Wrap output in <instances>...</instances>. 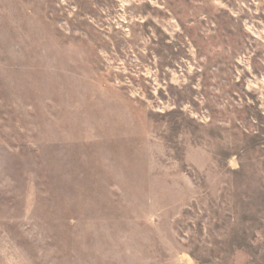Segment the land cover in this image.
I'll list each match as a JSON object with an SVG mask.
<instances>
[{
    "label": "rangeland",
    "instance_id": "1",
    "mask_svg": "<svg viewBox=\"0 0 264 264\" xmlns=\"http://www.w3.org/2000/svg\"><path fill=\"white\" fill-rule=\"evenodd\" d=\"M0 264H264V0H0Z\"/></svg>",
    "mask_w": 264,
    "mask_h": 264
}]
</instances>
